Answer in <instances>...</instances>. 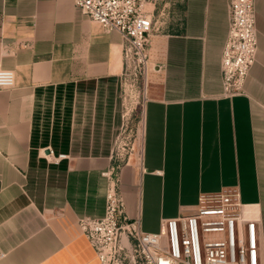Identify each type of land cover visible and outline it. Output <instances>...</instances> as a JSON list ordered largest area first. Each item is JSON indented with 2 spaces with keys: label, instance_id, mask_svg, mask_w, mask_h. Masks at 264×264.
I'll list each match as a JSON object with an SVG mask.
<instances>
[{
  "label": "crops",
  "instance_id": "crops-1",
  "mask_svg": "<svg viewBox=\"0 0 264 264\" xmlns=\"http://www.w3.org/2000/svg\"><path fill=\"white\" fill-rule=\"evenodd\" d=\"M229 2L171 0L150 34L140 171L124 169L118 185L148 232L202 194L238 191L261 217L264 264V0L257 59L232 97L221 76ZM0 68L16 75L0 89V264H100L79 219L104 216L118 176L121 34L73 0H0Z\"/></svg>",
  "mask_w": 264,
  "mask_h": 264
},
{
  "label": "built area",
  "instance_id": "built-area-1",
  "mask_svg": "<svg viewBox=\"0 0 264 264\" xmlns=\"http://www.w3.org/2000/svg\"><path fill=\"white\" fill-rule=\"evenodd\" d=\"M88 19L105 32L117 31L123 38L126 61L123 76L135 72L143 77V104L150 70L148 40L160 30L153 17L151 0H73ZM258 30L255 0H230L229 31L221 55L222 95L245 92L244 85L257 59ZM134 70V71H133ZM16 84L14 70L0 68V89ZM53 153V152H52ZM48 154L59 161L66 154ZM115 167H112L114 169ZM105 174L110 175L109 171ZM119 178L112 180L103 217H81L79 225L95 248L100 264L126 248L139 264H262L261 217L240 199L235 190L202 194L197 208L188 214L163 218L159 231L141 227L140 216L127 212L119 190ZM109 257V259H108Z\"/></svg>",
  "mask_w": 264,
  "mask_h": 264
},
{
  "label": "rangeland",
  "instance_id": "rangeland-1",
  "mask_svg": "<svg viewBox=\"0 0 264 264\" xmlns=\"http://www.w3.org/2000/svg\"><path fill=\"white\" fill-rule=\"evenodd\" d=\"M154 6L153 17L160 30L172 17L171 0H151ZM124 58V56H123ZM130 68L135 66V73L127 74L122 79V102L124 109L123 123L115 141L114 156L116 157L119 179L122 180L123 170H129L133 175L140 171L142 157V102H143V77L139 74V67L130 59ZM126 67V61L124 58ZM134 71V70H133ZM115 176V175H114ZM109 259V257H108ZM105 264H139L132 258L126 248L120 254H114Z\"/></svg>",
  "mask_w": 264,
  "mask_h": 264
}]
</instances>
